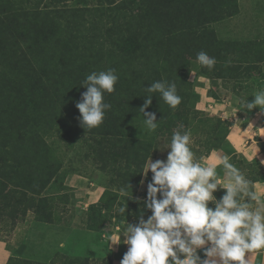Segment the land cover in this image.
<instances>
[{"label":"trees","instance_id":"1","mask_svg":"<svg viewBox=\"0 0 264 264\" xmlns=\"http://www.w3.org/2000/svg\"><path fill=\"white\" fill-rule=\"evenodd\" d=\"M52 1L64 6L0 12V214L32 212L36 221L68 225L54 209L60 193L52 188L66 190V185L62 155L51 138L72 143L90 137L101 170L113 177L102 184L99 202L88 208L100 212L101 221L92 218L86 228L111 232L114 223L151 215L147 192H140L146 163L161 142L162 150L170 151L179 125L193 138L202 134L191 145L199 161L224 144L228 124L209 123L196 108L200 95L181 75L190 67L180 44L190 45L195 58L204 51L216 59L213 68L203 67L204 77L227 78L225 43L210 26L235 15L238 0H94L82 6ZM109 69L127 78L128 95L121 107L106 111L100 126L84 128L76 108L86 91L83 82L92 72ZM162 80L175 82L182 97L175 109L158 92H146ZM147 95L152 104L146 111L158 122L151 134L140 111ZM104 100L108 103L107 92ZM111 118L121 134H111ZM223 194V189L214 193L217 199Z\"/></svg>","mask_w":264,"mask_h":264},{"label":"clouds","instance_id":"2","mask_svg":"<svg viewBox=\"0 0 264 264\" xmlns=\"http://www.w3.org/2000/svg\"><path fill=\"white\" fill-rule=\"evenodd\" d=\"M196 60L209 69L216 64L204 51ZM118 79L114 69L86 77L82 85L86 91L76 103L82 127L92 129L103 123L112 107L105 102L104 93H113ZM146 92H158L173 109L182 102L175 82L155 81ZM252 97L250 102L241 101L239 110L259 108L264 112V88ZM151 104L152 95H147L140 108L149 134L158 127L156 114L146 111ZM191 137V131L179 125L173 130L166 160L147 161L143 174L151 171L152 178L145 207L151 215L144 219L141 214L138 223L125 225L119 238L110 237V250L121 242V236L128 245L120 264H249L246 254L264 250V199L228 156L201 164L192 151ZM217 165L223 166L226 183H221ZM218 189L224 190L219 199L214 195ZM119 211L124 213L126 208Z\"/></svg>","mask_w":264,"mask_h":264},{"label":"rangeland","instance_id":"3","mask_svg":"<svg viewBox=\"0 0 264 264\" xmlns=\"http://www.w3.org/2000/svg\"><path fill=\"white\" fill-rule=\"evenodd\" d=\"M93 2L94 0H68V5L82 6ZM48 5L64 6L62 3H55L52 0H0V12L8 14L21 8L28 9L34 6L46 7ZM238 6L239 10L235 15L226 16L210 26L214 29L217 39L225 43L223 67L227 78L221 80L204 77L201 73L204 71V66L197 62L191 46L185 43L180 44L182 54L188 60L190 67L181 75L193 83L200 95L196 108L202 111L208 122L212 124L218 122L221 125H225V122L229 124V118L223 116L225 115L224 112H227L228 109H234L235 105L241 104L240 102L243 100L247 99L250 102L254 99L253 94L264 88V0H238ZM117 75L119 79L115 85V91L111 94L107 93L108 103L112 106L110 112L124 104L130 90L127 78L122 74ZM260 86L262 87L260 88ZM110 120L111 134H121L123 130L116 123L115 118ZM200 135L202 134L192 137L193 147H195L196 137H200ZM51 139H54L53 143H55L57 152L62 155L63 172L65 173L62 180L66 185V190H61V185H55L52 188L53 191L60 193L55 196L57 204L54 209L60 211V215L70 226L78 217L84 227L92 218H95V221H101L102 217L97 210L93 212L87 210L81 216L78 215L80 209L78 195L94 186L104 188L102 184L113 177L112 174H106L101 170L100 159H97L92 151L94 142L91 143L90 137L81 136L72 143L60 139L58 135H54ZM220 148H223V145ZM167 154L168 150H162L161 142L155 146L151 159L153 161L166 160ZM258 169H261L258 171L263 176L264 168ZM151 178V171L148 172L147 176L143 174L140 186L141 193L147 192L148 181ZM209 206L214 207L211 203ZM16 214L10 210L1 212L0 240L5 241L15 237L16 233H19L27 225L26 223L34 219L32 212H28L26 215H21L18 212ZM110 216L111 213H108L107 218L109 219ZM76 264H82L81 260L77 259Z\"/></svg>","mask_w":264,"mask_h":264},{"label":"crops","instance_id":"4","mask_svg":"<svg viewBox=\"0 0 264 264\" xmlns=\"http://www.w3.org/2000/svg\"><path fill=\"white\" fill-rule=\"evenodd\" d=\"M235 107L223 115L229 118L225 119L229 121V132L223 148L212 150L200 163H215L218 157L228 156L229 162L252 181L253 191L264 199V175L256 168L257 165L264 168V112L239 110L241 104ZM217 174L221 183H226L222 165H217ZM103 191L104 188L94 186L78 195V215L98 203ZM78 218L71 226L31 220L20 230L21 234L0 240V264H76L77 259L82 264H120L128 245L121 236V242L111 245L110 250V237L119 238L125 225L136 224L138 219L114 223L111 232H99L87 229ZM200 255L203 258L202 251ZM245 258L249 264H264V250L248 253Z\"/></svg>","mask_w":264,"mask_h":264}]
</instances>
